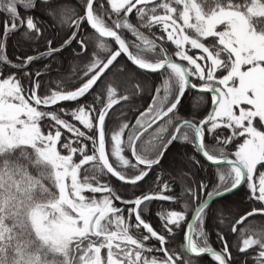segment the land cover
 Returning a JSON list of instances; mask_svg holds the SVG:
<instances>
[{"label":"snow or ice","instance_id":"obj_1","mask_svg":"<svg viewBox=\"0 0 264 264\" xmlns=\"http://www.w3.org/2000/svg\"><path fill=\"white\" fill-rule=\"evenodd\" d=\"M205 256L264 264V0H0V264Z\"/></svg>","mask_w":264,"mask_h":264},{"label":"trees","instance_id":"obj_2","mask_svg":"<svg viewBox=\"0 0 264 264\" xmlns=\"http://www.w3.org/2000/svg\"><path fill=\"white\" fill-rule=\"evenodd\" d=\"M49 34H51V33H49ZM12 43H13L12 41H9L8 54L10 56H13V53L16 51L13 48ZM17 54H20V53H17ZM29 54H32L30 50H29ZM68 56H69V52L66 51L64 53L65 66H67V63H68V60H67ZM13 58H14V56H13ZM41 66L42 65H40V64L35 65V67H41ZM52 75L54 76L55 73H53ZM144 103L145 104L147 103V99L144 101ZM184 104H185V107L181 109V112L182 113H186L187 112V108H188V99L187 98L185 99ZM177 148H179L181 151L187 150L189 153H191V151H192L190 146H180V145H177L176 148H173L172 149V153L173 154L176 153ZM168 158L171 159L172 158V155L169 154ZM113 182H114V184L117 187L120 186V182L115 181V178H113ZM148 182H149V184H151L152 181L149 179ZM243 197H244V190H241L239 192H236L235 194H230L228 196V200L230 202H234L237 205H240L242 203ZM165 206H167V205H165ZM159 207H160V204L159 203H154L153 205H151L150 210H149V213L147 214L148 218L151 220V222L153 223V225L156 226V227H159V221H158L155 213H156L157 210H159ZM179 239L180 238L178 237V241H179ZM212 240H213V243H215V235L214 234L212 236ZM208 259L209 258L205 256L204 259L200 261V264H207Z\"/></svg>","mask_w":264,"mask_h":264},{"label":"water","instance_id":"obj_3","mask_svg":"<svg viewBox=\"0 0 264 264\" xmlns=\"http://www.w3.org/2000/svg\"><path fill=\"white\" fill-rule=\"evenodd\" d=\"M230 195V194H229Z\"/></svg>","mask_w":264,"mask_h":264}]
</instances>
